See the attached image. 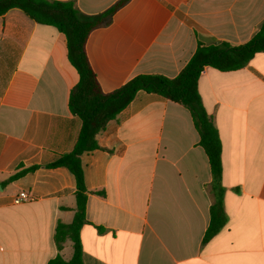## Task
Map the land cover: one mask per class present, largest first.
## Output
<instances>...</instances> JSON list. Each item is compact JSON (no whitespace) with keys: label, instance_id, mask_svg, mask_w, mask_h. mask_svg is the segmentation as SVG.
I'll use <instances>...</instances> for the list:
<instances>
[{"label":"crops","instance_id":"1","mask_svg":"<svg viewBox=\"0 0 264 264\" xmlns=\"http://www.w3.org/2000/svg\"><path fill=\"white\" fill-rule=\"evenodd\" d=\"M58 1L93 16L119 0ZM263 23L264 0H130L86 52L110 93L138 75L174 78L199 43L243 45ZM78 81L62 32L17 8L0 15V264L72 258V241L59 252L55 232L74 219L76 178L46 165L77 143ZM199 93L222 143L226 225L203 242L212 173L190 111L140 91L97 135L100 149L81 156L85 264H264V52L239 70L206 67ZM21 166L39 168L9 180ZM21 192L31 200L15 203Z\"/></svg>","mask_w":264,"mask_h":264},{"label":"trees","instance_id":"2","mask_svg":"<svg viewBox=\"0 0 264 264\" xmlns=\"http://www.w3.org/2000/svg\"><path fill=\"white\" fill-rule=\"evenodd\" d=\"M130 0H119L103 13L84 15L73 1L58 0H0V15L11 9L22 10L32 20L41 25L55 27L67 39L68 58L79 74V81L69 96L70 111L82 121V128L74 149L63 154L47 168L65 167L75 176L77 182L76 209L71 224L59 222L55 232V243L62 251L67 240L73 243V255L65 260L59 253L48 264H85L81 229L88 223L87 201L90 191L85 185L82 154L100 149L97 135L104 131L108 123L132 102L140 91L157 94L184 105L191 113L195 128L200 136L199 144L209 159L213 204L210 208V224L203 242H208L226 225L228 217L224 209L225 189L222 184L223 162L222 143L212 117L204 108L199 93V79L206 67L220 71H235L245 67L257 53L264 52V23L256 35L247 43L232 46L228 43L205 45L199 43L194 55L182 71L174 78L163 75H138L119 89L103 92L97 75L91 66L86 44L91 32L112 20L117 11ZM39 166L20 170L9 180H15Z\"/></svg>","mask_w":264,"mask_h":264},{"label":"built area","instance_id":"3","mask_svg":"<svg viewBox=\"0 0 264 264\" xmlns=\"http://www.w3.org/2000/svg\"><path fill=\"white\" fill-rule=\"evenodd\" d=\"M31 200V197L26 192H21L15 197V203H22Z\"/></svg>","mask_w":264,"mask_h":264}]
</instances>
